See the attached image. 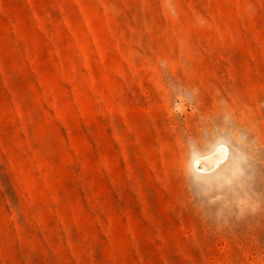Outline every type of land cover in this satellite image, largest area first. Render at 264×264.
I'll return each mask as SVG.
<instances>
[{"label": "rangeland", "instance_id": "rangeland-1", "mask_svg": "<svg viewBox=\"0 0 264 264\" xmlns=\"http://www.w3.org/2000/svg\"><path fill=\"white\" fill-rule=\"evenodd\" d=\"M0 264H264V0H0Z\"/></svg>", "mask_w": 264, "mask_h": 264}, {"label": "bare ground", "instance_id": "bare-ground-1", "mask_svg": "<svg viewBox=\"0 0 264 264\" xmlns=\"http://www.w3.org/2000/svg\"><path fill=\"white\" fill-rule=\"evenodd\" d=\"M225 155L226 152L224 151V149L219 148L213 154L197 159L196 166L198 170L201 171L215 169L221 162H223Z\"/></svg>", "mask_w": 264, "mask_h": 264}]
</instances>
